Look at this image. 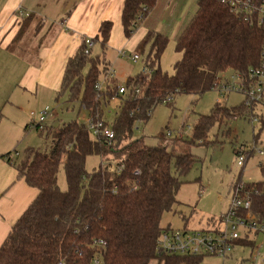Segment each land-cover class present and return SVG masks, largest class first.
<instances>
[{
    "label": "trees",
    "instance_id": "1",
    "mask_svg": "<svg viewBox=\"0 0 264 264\" xmlns=\"http://www.w3.org/2000/svg\"><path fill=\"white\" fill-rule=\"evenodd\" d=\"M156 2L124 0L121 20L127 39ZM112 27L106 21L94 38L104 53ZM182 33L176 44L182 59L176 62L172 75L160 67L168 36L153 30L147 33L136 50L144 55L149 49L145 64L151 73L138 74L123 84L126 92L119 97L120 112L109 124L105 110L123 85L116 79L109 80L100 92L96 85L111 65L103 54L94 55L93 49L86 55L85 42L66 62L58 99L66 94L70 101L77 102L81 95V109L110 126L116 142L108 144L93 138L82 123L71 122L47 130L51 143L47 152L27 149L20 157L5 155L40 194L0 246V264L204 262L201 257L157 253L161 233L172 230L162 226L163 219L167 214H176V207L181 206L177 195L184 185L182 178L195 163L191 148L207 141L215 124L222 127L240 118L252 121L258 106L247 105L246 100L233 108L217 103L210 115L199 118L190 138H172L162 133L155 147L132 138L137 122L146 123L158 105L169 103L168 97L205 94L228 71L248 78L249 70L261 64L264 31L236 17L219 0H198L196 14ZM35 128L46 130L42 126ZM253 153L246 152L247 159ZM95 156L106 159L108 164L87 172V159ZM61 166L66 172V192L58 187ZM259 167L261 182L244 184L246 192L264 190V160ZM255 212L264 216V196L255 198ZM250 245L253 248L254 242Z\"/></svg>",
    "mask_w": 264,
    "mask_h": 264
},
{
    "label": "rangeland",
    "instance_id": "2",
    "mask_svg": "<svg viewBox=\"0 0 264 264\" xmlns=\"http://www.w3.org/2000/svg\"><path fill=\"white\" fill-rule=\"evenodd\" d=\"M144 24V23H143ZM141 23L130 39L126 38L129 44L126 48L131 55L139 54L140 61L133 63L129 60L118 59V49H106V59L114 63L120 85L125 84L128 78L136 77L144 73L148 51L144 55L137 52V46L146 37L147 31ZM162 29V28H160ZM176 39L170 35L167 50L160 59V67L164 73L172 75L176 62L182 59V54L177 52ZM94 55H102L101 47L98 45L93 49ZM87 71H85L86 74ZM233 72L228 71L223 75V79L234 81ZM41 97H29L21 95L20 92L12 98L13 102L22 106V113H17L10 102L0 104V140L10 138L8 128H13V123L21 124L20 121L10 120L20 118L24 123L19 134H14L10 138L12 142L21 141L18 151L24 152L27 149L48 151L51 145L48 139L47 130L56 129L71 122L84 123L89 117L88 113L81 109V95L77 102L70 101L68 95H63L58 99L56 92L41 93ZM246 97L243 94L231 92L227 96H222L215 88L198 94V96L188 94H177L172 101L167 104L158 105L146 123L139 124L134 131L133 140L143 139L148 146L155 147L160 142L161 134L171 132L172 138H179L178 135L185 133L190 138L197 125L199 118L203 115H210L217 103L225 107H237L244 103ZM120 99L112 100L106 111L107 123H112L119 114ZM52 108L55 112L42 126L46 128L43 132L38 131L34 124L31 129L25 131V126L31 125L33 121L38 123L39 116L45 108ZM258 120L250 121L248 118H240L230 121L220 127L215 124L207 135L208 142H199L191 153L195 156V163L192 170L182 178L184 185L181 187L177 199L181 206L176 207V214H167L163 219L162 226L176 229H184L185 221L188 220L186 228L203 231L208 229L212 221L217 222L221 216L227 213L232 199V190L240 182L259 183L262 174L259 164L264 157L259 155V151H264V107H259L255 112ZM263 121H262V120ZM11 121V122H10ZM13 130V129H12ZM180 138V139H181ZM14 148H12L13 150ZM241 152L254 151L253 155L246 159L243 168L238 167V155L235 150ZM15 156V153H14ZM107 165V160L99 156L87 159L86 171L94 172L100 165ZM58 187L62 192L68 190L66 172L64 166L59 170ZM254 248L248 247L243 251H235V260L227 264H264V235L257 236L254 240ZM152 264H157L153 262ZM202 264H221V260L205 257Z\"/></svg>",
    "mask_w": 264,
    "mask_h": 264
},
{
    "label": "crops",
    "instance_id": "3",
    "mask_svg": "<svg viewBox=\"0 0 264 264\" xmlns=\"http://www.w3.org/2000/svg\"><path fill=\"white\" fill-rule=\"evenodd\" d=\"M197 8L198 0H157L142 24L147 32L172 35L177 42ZM123 9L124 0H0V104L10 102L22 113V106L11 101L18 92L38 99L41 93H57L66 62L84 40L98 36L106 21L113 24L106 49L126 50L129 41L123 31ZM119 53L118 59L129 60L121 59ZM103 55L106 59L104 51ZM106 61L115 68L111 60ZM10 120L21 123L14 122L13 130L8 128L11 138L24 123L19 117ZM28 126L27 122L25 131L31 129ZM10 138L0 140V246L40 194L5 157L14 153L20 157L26 151H18L21 141L13 143Z\"/></svg>",
    "mask_w": 264,
    "mask_h": 264
},
{
    "label": "built area",
    "instance_id": "4",
    "mask_svg": "<svg viewBox=\"0 0 264 264\" xmlns=\"http://www.w3.org/2000/svg\"><path fill=\"white\" fill-rule=\"evenodd\" d=\"M222 5L228 6L231 12L239 19L243 18L252 25L259 27L264 31V0H219ZM86 55L91 54V50L95 46L94 38L84 40ZM260 54L261 64L258 68L250 69L248 78L240 74L233 73L234 81L221 78L215 85V89L222 96H227L231 92L244 94L246 104H255L259 107H264V42ZM119 57L126 58L133 63L140 61L139 54L129 56L128 51L122 50ZM149 69L144 70V74H150ZM117 72L113 66H110L105 76L96 85L97 91H102L109 80L116 78ZM126 92L125 86L120 87L117 96L119 99ZM138 93V91H136ZM174 99L173 96L168 97L167 102ZM55 112L48 107L41 112L38 123H33L30 126H43L50 117H53ZM257 122L258 118H253ZM143 123L139 120V124ZM93 136V138L107 141L108 144L115 143V133L113 129L106 126L104 121L98 117H88L82 124ZM168 137H172L171 132L167 133ZM185 133L178 135L185 136ZM237 165L243 168L246 163V152L238 151ZM259 155L264 157V151L260 150ZM123 167L118 168L121 172ZM264 196V190L245 191V185L239 184L232 190V199L227 213L223 214L219 220L208 229L203 231L191 229H176L164 230L157 240V253L160 255H179L193 257H209L220 259L221 264H227L235 260L234 252L243 251L251 248L250 243L254 242L257 236L264 235V216L255 212V198ZM256 242H254V247ZM253 247V248H254ZM264 262V260H263ZM100 264V262H96Z\"/></svg>",
    "mask_w": 264,
    "mask_h": 264
}]
</instances>
